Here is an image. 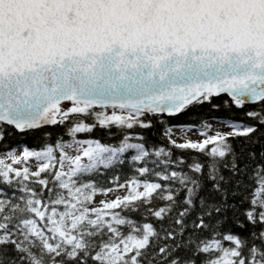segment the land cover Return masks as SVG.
<instances>
[{
  "label": "snow or ice",
  "instance_id": "1",
  "mask_svg": "<svg viewBox=\"0 0 264 264\" xmlns=\"http://www.w3.org/2000/svg\"><path fill=\"white\" fill-rule=\"evenodd\" d=\"M0 264H264V0H0Z\"/></svg>",
  "mask_w": 264,
  "mask_h": 264
},
{
  "label": "trees",
  "instance_id": "2",
  "mask_svg": "<svg viewBox=\"0 0 264 264\" xmlns=\"http://www.w3.org/2000/svg\"><path fill=\"white\" fill-rule=\"evenodd\" d=\"M223 99H228L226 96L222 97ZM216 103H220V100H216ZM217 115L215 112H211L207 106L205 107H197L191 108L189 111L180 115L174 119H170L169 123L171 124H198L200 118H204L208 122H212L211 117ZM167 119V118H166ZM156 132L155 136H152L151 139L153 142L158 143L160 145L166 144L165 140L160 138V133L162 129L158 125L157 128L154 130ZM80 138L87 139V138H103V134L100 131H94L92 134H80ZM29 146H31L32 141L29 139L28 141ZM123 180V176L121 177Z\"/></svg>",
  "mask_w": 264,
  "mask_h": 264
},
{
  "label": "rangeland",
  "instance_id": "3",
  "mask_svg": "<svg viewBox=\"0 0 264 264\" xmlns=\"http://www.w3.org/2000/svg\"><path fill=\"white\" fill-rule=\"evenodd\" d=\"M175 135L174 138L179 139L181 137V135H187L188 137L192 138V139H197L198 136L195 132H187V133H181L179 130H174Z\"/></svg>",
  "mask_w": 264,
  "mask_h": 264
}]
</instances>
